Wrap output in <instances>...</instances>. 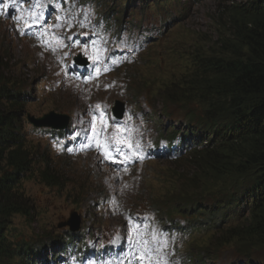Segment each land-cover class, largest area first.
I'll list each match as a JSON object with an SVG mask.
<instances>
[{
    "label": "rangeland",
    "instance_id": "374dc122",
    "mask_svg": "<svg viewBox=\"0 0 264 264\" xmlns=\"http://www.w3.org/2000/svg\"><path fill=\"white\" fill-rule=\"evenodd\" d=\"M5 1L0 0V11ZM75 1L84 4L92 22H95V8L102 15L115 9L113 4L110 6V3L98 0ZM156 1L153 0L154 5H148L150 1L116 0L119 14L113 27L120 31L117 35H112L110 31L106 33L116 38L133 39L143 45V51L133 64L91 87L81 86L69 79L63 71L64 66L57 63L55 54L47 53L18 36L24 22H37L34 6L24 9L26 18L18 23L13 18L12 8L7 7L4 16L8 15L12 27L0 19V78L13 84L32 83L34 101L27 105L26 113L34 117H41L50 111L66 114L69 116L67 128L86 127L93 106L105 108L104 117L100 110L101 123H109L108 113L117 100L125 105L124 114L131 121L132 130L135 131L136 124L139 135L148 141L159 132L170 137L167 130L173 126L176 132L186 130L189 127L182 110L184 105L179 101H183L188 92H201L200 87L193 86L200 80H192L193 76L201 73L196 68L198 61L216 57L223 51V41L230 35L227 12L248 4V0ZM54 22L55 19L47 28L50 32H55L58 25ZM79 52L83 54L85 50L79 48L72 51L68 61H72ZM192 105L195 106L190 104L188 107ZM53 108L65 110L55 111ZM23 130L29 145H39L48 153L53 170L59 176L56 184L62 189L45 187L37 176L21 182L20 193L32 212L30 220H24L19 215L11 220V232L6 239L13 244H42L49 238L58 242L68 228L57 229V225L75 213L79 221L75 232L80 234L82 230L89 236V239L85 237L87 242L98 246V240L123 235L125 231L124 218L115 213V208L107 207L113 198L119 203L124 191L138 183L145 184L148 192L154 195L166 190L155 175L166 169L158 161L116 172L103 166L97 157L66 155L65 148L64 151L61 148L62 140L48 133L49 129H34L27 124ZM82 185L88 190L86 194L78 190ZM125 201L133 202V210L143 205L136 189ZM142 212L148 213V207L145 206ZM162 225L165 223L162 222ZM160 228L163 227L160 225ZM225 231L226 228L220 232L186 236L173 233L170 239L173 255L176 253L181 259L179 255L190 253V247L209 243V250H213L211 254L223 259L221 264L246 262L241 248L242 239L232 240ZM46 244L50 245L49 242ZM257 250L260 251L251 256V263L264 264V246Z\"/></svg>",
    "mask_w": 264,
    "mask_h": 264
},
{
    "label": "trees",
    "instance_id": "16d2710c",
    "mask_svg": "<svg viewBox=\"0 0 264 264\" xmlns=\"http://www.w3.org/2000/svg\"><path fill=\"white\" fill-rule=\"evenodd\" d=\"M247 2L227 16L230 35L223 41V51L198 61L196 68L203 70L192 80H200L193 86L201 92L183 96L182 104L190 101L197 109L185 114L192 130L183 136L184 143L193 137L195 144L190 143L167 174L177 187L168 196L172 205L166 216L180 217L193 229H209L211 219L218 226L231 222L227 234L247 244L249 258L252 250L264 245V0ZM2 79L0 264H47L41 258L57 248L56 241L49 238L50 248L41 254L44 242L30 246L6 239L14 216L31 219V207L20 193L21 182L37 176L42 185L54 189L59 187V176L46 150L26 143L23 126L29 95L16 89L18 84L7 88ZM208 200L213 204L208 205ZM218 213H223L222 219L212 218ZM72 237L64 236L60 245ZM63 253L64 248L57 256Z\"/></svg>",
    "mask_w": 264,
    "mask_h": 264
},
{
    "label": "snow or ice",
    "instance_id": "6c2138e0",
    "mask_svg": "<svg viewBox=\"0 0 264 264\" xmlns=\"http://www.w3.org/2000/svg\"><path fill=\"white\" fill-rule=\"evenodd\" d=\"M85 54L87 55L86 49ZM89 58L93 59V61L95 62L98 59V55L91 56ZM120 143L129 149V151L131 152V156H126L124 153V148L120 147L119 145H116L114 150L116 151L117 155L124 156L127 162H131L133 157H135L136 159H143V157L139 153V143L133 144L129 139H121ZM102 150L105 159H109L111 156V152L113 151L112 142H106ZM136 236L137 238L132 243L133 247L138 248L139 251L132 253V255L133 258L137 261V264H168V261L164 259L162 253V250L167 246L166 239H160V234L155 231L148 234L147 236L145 234L136 233ZM128 264H131V261H129Z\"/></svg>",
    "mask_w": 264,
    "mask_h": 264
},
{
    "label": "water",
    "instance_id": "95a60500",
    "mask_svg": "<svg viewBox=\"0 0 264 264\" xmlns=\"http://www.w3.org/2000/svg\"><path fill=\"white\" fill-rule=\"evenodd\" d=\"M119 108L121 112V106ZM61 118L64 119V123L59 122ZM27 122L31 126H33V128H51V129L57 130V129H62L65 127L67 123V118L61 115H56L54 113H49L48 115H45L38 119L27 115ZM65 225L70 226L71 230L74 231V226L76 225V223H75V220L72 218L69 222L59 225L58 228H61Z\"/></svg>",
    "mask_w": 264,
    "mask_h": 264
},
{
    "label": "bare ground",
    "instance_id": "6f19581e",
    "mask_svg": "<svg viewBox=\"0 0 264 264\" xmlns=\"http://www.w3.org/2000/svg\"><path fill=\"white\" fill-rule=\"evenodd\" d=\"M82 73H84V75L86 74V71L84 70V71H82ZM183 109H186L185 107H182ZM187 110H189V111H191V112H193V111H196L197 109L195 108V106H191V109H187ZM72 139L74 140V142H76V144L78 145V146H81L79 143H78V135L77 134H74V135H72ZM21 243V242H20ZM28 245H38L39 243H27ZM50 248V246H48V245H45L44 246V249L41 251V254H44V252H45V250H48ZM49 251H51V252H53L54 253V255L56 256V258H53V254H51V256L47 253V254H44V256H43V258H41V259H44L45 261H48L47 262V264H49V263H53V264H56V261H57V259L59 258V256H57L58 254L55 252V250L54 249H49ZM63 257L64 258H68V259H70L71 258V256L70 255H68V254H66V253H63ZM212 257H213V255L210 257L211 259H212ZM51 260H52V262H51ZM80 264H84V262H80ZM195 264H199L198 262H195Z\"/></svg>",
    "mask_w": 264,
    "mask_h": 264
}]
</instances>
